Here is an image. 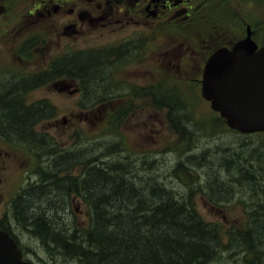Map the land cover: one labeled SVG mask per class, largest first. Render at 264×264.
Instances as JSON below:
<instances>
[{"label":"rangeland","instance_id":"374dc122","mask_svg":"<svg viewBox=\"0 0 264 264\" xmlns=\"http://www.w3.org/2000/svg\"><path fill=\"white\" fill-rule=\"evenodd\" d=\"M234 10L239 18L222 23L213 13L198 23L199 31L195 23L182 31L165 27L154 43L151 41L158 34L145 32L150 44L135 49L127 61L118 59L119 65L107 62L99 84L82 91L77 85L57 89L52 84L59 79L27 86L29 76L46 69L48 59L58 53L64 42L57 37L37 44L34 52L29 49L31 55L21 53L22 57L16 48L10 51V44L0 36V103L10 100L11 107L17 96L23 106L35 102L46 111H37L36 116H47L42 132L49 139L42 149L35 143L31 150L26 149L18 139L6 142L0 136V216L5 215L4 223L33 264H77L55 244L43 241L32 219L37 212L43 213L50 228L64 231L88 224L87 204L69 190L70 179L83 176L86 165L79 164L86 161L89 166L119 167L125 179L145 193L156 185L202 220L205 230H216L217 253L207 264H264V136L229 127L203 98L198 80V66L219 35L228 44L229 39L244 35L247 24L255 28L261 22L264 27V0L234 3ZM216 11L224 17V9ZM124 17L117 24L104 20V27L90 24V31L82 32L81 38L80 34L71 36L65 51L104 47L129 34L133 27L125 26ZM223 25L224 32L219 28L215 34L213 26ZM40 34L32 42H40L45 33ZM75 54L69 52L68 57ZM182 55L185 59L178 62ZM118 81V94L114 95L112 89ZM122 83L126 86L121 87ZM151 92L162 94L163 99H154ZM9 113L10 119L15 116ZM9 113L5 115L0 108L2 127L11 123ZM33 124L35 129L41 127ZM65 152L68 156H59ZM35 158L40 161L37 168ZM75 160L79 164H72ZM120 176L113 174L112 178L119 181ZM39 183L43 187L36 188ZM21 186L18 199L24 203V212L12 201ZM39 192L41 199L36 198ZM94 193L98 194L96 189ZM140 239H148L145 226ZM207 242L214 246V241Z\"/></svg>","mask_w":264,"mask_h":264},{"label":"trees","instance_id":"16d2710c","mask_svg":"<svg viewBox=\"0 0 264 264\" xmlns=\"http://www.w3.org/2000/svg\"><path fill=\"white\" fill-rule=\"evenodd\" d=\"M112 53L113 48L108 47L85 49L84 52L69 56L68 60H65L66 63L58 68L68 69V76L78 78L82 88H94L103 75L100 73L101 70L104 66H108L107 62L110 63L109 58ZM55 69L54 64V71L51 74L46 69L29 76L27 83L32 84L28 87L51 79ZM16 97L10 103L11 107L8 104L10 100L4 99L0 103V108L4 110L5 115L14 112L15 116L11 119L9 113L10 131L19 133L23 139L26 135L23 130L25 127L30 130L28 123L33 114L36 115L37 111L45 113L46 111L35 104L23 106V102ZM42 118L45 116H36L35 119L39 121ZM169 118L171 121V117ZM39 142L41 145L44 144L43 136L40 137ZM53 151H56L55 147H52ZM59 156H68V153H60ZM56 157L55 155L54 159ZM74 162L79 164L80 161L75 160L72 164ZM79 165L81 167L86 165L83 176L72 177L69 190L87 204L88 224L81 228L74 226L72 231L63 229L57 231L49 227L50 223L43 213L37 212L36 217L32 219L37 235L43 237V241H50L55 244L54 246L59 247L63 255L70 256L69 258L77 264H207L211 256L216 255L215 247L218 242L216 230H205L207 226L200 225L202 220L187 212L183 204L162 193L161 188L155 185L145 193L144 189L139 190L125 179L119 167L114 168L107 164L105 168L89 166L87 161L85 164L80 162ZM112 170L118 173H113ZM111 174L121 175L120 180L115 181ZM40 187H43L41 183L36 186V188ZM95 189L98 194L94 193ZM66 192L68 194V187ZM41 197L40 192L36 193L37 199ZM13 205L20 212L26 210L22 199H18V196L13 199ZM183 213L184 216L180 218ZM19 217L27 219V217ZM54 219L55 217L53 221ZM144 226L148 239L141 241ZM212 228H216L215 225ZM210 236H213L212 239ZM207 239L214 241V246L209 245ZM253 251L255 253L256 250Z\"/></svg>","mask_w":264,"mask_h":264},{"label":"flooded vegetation","instance_id":"af4514ba","mask_svg":"<svg viewBox=\"0 0 264 264\" xmlns=\"http://www.w3.org/2000/svg\"><path fill=\"white\" fill-rule=\"evenodd\" d=\"M244 1L245 0H0V24L1 22L5 23L3 27L0 25V36L5 42L10 44L9 50L14 52V49L16 48V51L20 56H22V54L25 55L24 52H30L29 49L34 52L37 44L43 45L44 43H50L51 40H54L57 37L60 42L64 43L61 48L57 50L58 53H55V56L47 61L48 64L46 69H48L50 74L54 71V64L56 65V71L54 75H52V78L46 83L51 80L59 79V81L53 82L52 84L57 89L59 85L62 87L77 85L76 89L82 91L83 88L79 79L76 77H69L68 69L58 68V66H63L66 63L65 60H68L69 52L79 53L84 52L86 48H90L81 47L65 51V49L68 50V40L72 39L71 36H77L80 34L81 38V36H83L82 32L90 31L87 29L90 24L104 27L105 25L102 23L104 20H109V24H117L121 21V17L123 16H125L126 23L131 20L128 24L122 21L125 26L133 27L129 31V34L121 36L116 41H110L108 45L104 47L113 48L114 54L112 53V55H110V63L116 62V64H118L120 59L127 61L135 52V49L150 44V38L148 37V34L146 36L144 35L145 32L148 33L147 31H150L149 34L154 36L155 33L158 34L159 30L161 31L165 27H169L176 31H182L185 26H191L193 23L197 25L198 30V23H203V21L212 17L213 13L222 23L231 22L232 20L239 18L238 11L234 10V3L239 4ZM219 8L224 9V17L220 12L216 11V9ZM219 28H222V32H224V25L213 26V29L216 32L215 34H218ZM42 32L45 33L43 36L44 38L40 40V42H32L33 37L38 40L39 38H37V35L42 36L43 34H40ZM46 32L50 33L48 34ZM247 33H249L250 38L256 43V49L264 47V27H262L261 22L255 28H252V26L247 24L244 35L238 38L229 39L228 44H224V40L222 39L223 35H219L220 37L212 42L211 48L207 52L206 59L198 66V80L200 84L203 68L208 57L219 48L231 47L233 43L245 37ZM159 37L160 34H158V37H155L151 43L158 41ZM92 48L100 49L101 47ZM193 48L196 50L197 46ZM166 53H170L169 50H167ZM118 59L119 61L117 62ZM182 59H185L183 55L179 57L178 62H181ZM37 71H35L34 74ZM29 84L32 83H27V86ZM119 84L120 81H118V84L114 85V88L112 89L114 95L118 94ZM125 86V83L121 84V87ZM150 95L151 94L149 93L148 97ZM153 98L163 99L162 94L160 93L157 94V96L153 94ZM33 104H35V102ZM29 112L31 111L29 110ZM35 118L36 115L33 114L29 119L28 124L30 125V130L27 129V127L24 128L23 132L26 135L23 136V139H21L19 133L17 134L12 130L10 131L11 127H9V125H3L2 127L1 124V138L4 141L6 140V142L13 141L11 140L12 138L18 139L21 147L26 149L31 150L32 147H34V143L36 144V147L42 149L43 145L45 146L49 139H47V135L42 132L44 130L42 124L43 121L47 120V116L39 121H36ZM33 122L41 124V127L35 129ZM45 132L47 133V131ZM38 134L40 135L38 136ZM251 134L262 135L261 132ZM42 136L45 139V142L41 145L39 139ZM36 155L39 157L38 153H36ZM35 159L37 165H39V159ZM21 189V187L18 188L13 197L19 195ZM4 221L5 215L0 216V228L6 229L12 233ZM12 235L14 234L12 233ZM16 239L19 240L17 237Z\"/></svg>","mask_w":264,"mask_h":264},{"label":"water","instance_id":"95a60500","mask_svg":"<svg viewBox=\"0 0 264 264\" xmlns=\"http://www.w3.org/2000/svg\"><path fill=\"white\" fill-rule=\"evenodd\" d=\"M201 94L229 127L264 132V47L256 49L247 33L231 47L215 50L204 65ZM0 264H31L2 229Z\"/></svg>","mask_w":264,"mask_h":264}]
</instances>
